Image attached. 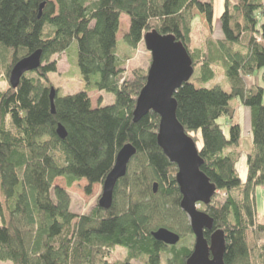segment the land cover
I'll use <instances>...</instances> for the list:
<instances>
[{
  "label": "trees",
  "instance_id": "trees-1",
  "mask_svg": "<svg viewBox=\"0 0 264 264\" xmlns=\"http://www.w3.org/2000/svg\"><path fill=\"white\" fill-rule=\"evenodd\" d=\"M122 15L129 19L123 45L135 48L153 30L170 34L187 50L193 73L198 68L173 97L177 121L202 159L200 170L215 186L209 204H199L212 219L204 237L209 241L214 231L223 232V264H264V224L255 207V188L264 186V0H224L218 18L222 37H209L204 51L190 48L191 23L200 15L212 31L213 0H0V62L7 82L0 91V262L186 264L192 252L193 244L179 245L192 232L180 208L176 165L156 141L159 117L149 111L132 119L147 70L121 76L124 59L116 36ZM73 41L84 89L60 96L54 87L52 113L49 74L56 61L49 60L67 52ZM36 50L40 67L11 88V68ZM216 63L229 90L196 87L191 79L209 82ZM259 72L263 85L247 87L245 77ZM91 91L111 94L112 103L101 106L99 99L93 106ZM232 100L249 110L252 144L245 180L236 169L242 129ZM58 124L65 129L63 139ZM126 144L136 152L115 185L110 208L95 204L86 213L72 212L67 188L86 180L89 193ZM57 178L66 188L54 184ZM158 228L178 234L179 242L156 241L152 232ZM117 247L125 255L110 262Z\"/></svg>",
  "mask_w": 264,
  "mask_h": 264
},
{
  "label": "water",
  "instance_id": "water-1",
  "mask_svg": "<svg viewBox=\"0 0 264 264\" xmlns=\"http://www.w3.org/2000/svg\"><path fill=\"white\" fill-rule=\"evenodd\" d=\"M143 43L151 60L145 85L136 99L132 119L137 122L149 111L159 117L156 141L169 162L176 165L175 181L181 195L180 208L189 220L194 237L193 249L186 264H223L224 234L221 230H216L209 241L205 239L204 231L211 229L212 219L198 207L199 204H209L215 194V186L201 172L202 159L196 144L176 118L177 105L173 94L191 78V58L182 43L170 34L164 35L153 30L144 34ZM40 64V50L17 61L10 70L9 86L16 88L21 77L26 72L38 69ZM55 94L54 87H50L52 113ZM56 133L61 139L66 136L65 129L60 124L57 125ZM135 152L132 145L126 144L116 153L113 167L101 183V194L97 201L100 208H110L115 185L126 174ZM155 190L156 184L153 185V192ZM152 236L156 241L169 246L176 245L180 240L178 234L166 228H158L152 232Z\"/></svg>",
  "mask_w": 264,
  "mask_h": 264
},
{
  "label": "rangeland",
  "instance_id": "rangeland-1",
  "mask_svg": "<svg viewBox=\"0 0 264 264\" xmlns=\"http://www.w3.org/2000/svg\"><path fill=\"white\" fill-rule=\"evenodd\" d=\"M224 0H213V23L222 13ZM129 19L127 16L122 15L120 19V27L117 33L118 41V54L120 58L124 59V65L121 67L123 70L121 76L123 79L131 78L132 71L134 69L147 70L150 65V53L146 50L143 40L135 48H128L123 45L122 39L124 34L128 29ZM218 33L214 31L210 32L204 19L200 15H196L191 23V49L203 50L207 39L211 37L216 40V35ZM56 61V71L49 74V81L52 83L53 87L57 88V93L60 96L74 94L84 89L85 83L83 82L81 76L78 73L76 66V42L73 41L67 52H63L60 55H55L50 58L49 61ZM73 62V64H72ZM2 64L0 62V91L6 89L7 82L4 80V72L2 70ZM198 67V66H197ZM212 70L214 72V78L207 83H198L191 79L195 83L196 87H206L211 88L218 86L224 91L229 90V84L224 75V69L219 63L212 65ZM262 71V70H261ZM260 71V72H261ZM260 72L254 76L245 77L244 81L247 87L259 83L263 85L261 81ZM199 73L198 68L194 69L193 75L196 76ZM193 76V77H194ZM257 76V77H255ZM192 77V78H193ZM91 103L96 106L99 100L101 106L109 105L113 101V96L104 92L91 91L88 93ZM231 104L234 106V119L237 120L242 129V139L240 142L239 150L241 151V156L236 162V169L241 180H245L247 167H246V152L250 151L252 144V136L250 134V118L249 110L243 107L236 100H232ZM200 146V142L197 144ZM54 184L66 188L65 182L62 178H57ZM88 182L86 180H80L73 183L67 188L70 194L72 212L77 214H82L88 212L93 208L101 194V184H93L89 193H86V186ZM218 193V192H217ZM199 207V206H198ZM255 207H256V218L259 223L264 224V186H257L255 188ZM194 243V237L191 233H185L183 240L180 244H185L192 246ZM125 255V250L123 248L117 247L109 256V261L112 262L116 259H120ZM134 264H140L139 262H133ZM0 264H11L10 262H0Z\"/></svg>",
  "mask_w": 264,
  "mask_h": 264
},
{
  "label": "crops",
  "instance_id": "crops-1",
  "mask_svg": "<svg viewBox=\"0 0 264 264\" xmlns=\"http://www.w3.org/2000/svg\"><path fill=\"white\" fill-rule=\"evenodd\" d=\"M202 1H209V0H202ZM214 29L216 30V32L218 33L216 35V39H220L222 36H221V32H220V29H219V25H218V19H216V22L213 23V29L212 31H214ZM211 31V32H212Z\"/></svg>",
  "mask_w": 264,
  "mask_h": 264
}]
</instances>
